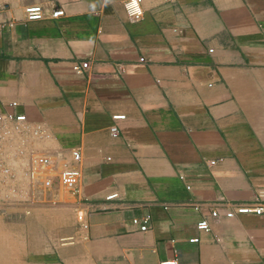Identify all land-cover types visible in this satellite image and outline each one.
<instances>
[{
  "label": "crops",
  "instance_id": "crops-1",
  "mask_svg": "<svg viewBox=\"0 0 264 264\" xmlns=\"http://www.w3.org/2000/svg\"><path fill=\"white\" fill-rule=\"evenodd\" d=\"M126 1L0 0V116L83 156L12 264H264V0Z\"/></svg>",
  "mask_w": 264,
  "mask_h": 264
},
{
  "label": "rangeland",
  "instance_id": "rangeland-1",
  "mask_svg": "<svg viewBox=\"0 0 264 264\" xmlns=\"http://www.w3.org/2000/svg\"><path fill=\"white\" fill-rule=\"evenodd\" d=\"M39 141L41 136L34 135L25 124H7L0 130V161L9 171L0 176V250L1 247L4 250L5 264L18 261L21 243L30 236V231H43L45 225H58L63 219L57 200L61 197L59 194L56 197L55 190L34 192L29 187L27 171L31 157L47 154ZM59 156L61 170L70 160ZM80 215L81 211L76 214L77 221Z\"/></svg>",
  "mask_w": 264,
  "mask_h": 264
},
{
  "label": "built area",
  "instance_id": "built-area-1",
  "mask_svg": "<svg viewBox=\"0 0 264 264\" xmlns=\"http://www.w3.org/2000/svg\"><path fill=\"white\" fill-rule=\"evenodd\" d=\"M143 0H127L125 2V9L127 15L134 21H139L143 17ZM2 6L0 5V19L2 17ZM27 19L29 21H40L44 18V10L41 6L32 5L25 9ZM64 15L62 9L57 10L53 13V17L57 18ZM89 63H83L82 65H75L74 70L76 73L80 74L83 70L88 68ZM16 106V104H14ZM124 115H118L114 117V120H124ZM26 122V117L24 115L15 116L13 114H8L0 116V130L7 127V124L17 123L18 125H23ZM113 134H117L118 128L113 127L111 129ZM34 135L40 136V130H34ZM83 160L82 153L79 149H74L70 152V162L63 169H58V158H54L48 154H34L31 157L29 168L27 171L29 177V187L32 191L44 190L52 191L57 185L60 187L75 191L82 178V172L79 168ZM0 172L2 174H8L9 171L4 167L3 162L0 161ZM117 195H112L108 199H115ZM237 214H255L258 216H264V205L261 202L256 201L252 204L240 205L236 209ZM235 213H228L227 217H234ZM213 217H218V213H213ZM78 220L84 223V215H80ZM138 223V221H135ZM198 228L201 231H209L210 225L208 221L203 220L198 224ZM143 231L147 229L146 224L141 227ZM167 264H174L173 262Z\"/></svg>",
  "mask_w": 264,
  "mask_h": 264
}]
</instances>
